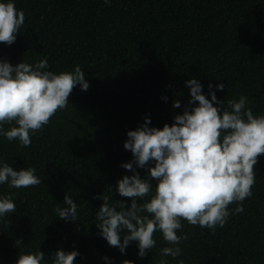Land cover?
Listing matches in <instances>:
<instances>
[{"label":"trees","instance_id":"16d2710c","mask_svg":"<svg viewBox=\"0 0 264 264\" xmlns=\"http://www.w3.org/2000/svg\"><path fill=\"white\" fill-rule=\"evenodd\" d=\"M14 3L25 22L11 45L0 42V59L15 65L47 57L54 72L79 65L90 86L82 91L77 85L66 108L30 136L29 146L0 136V159L17 170L32 167L41 179L28 188L0 185V195L12 194L16 204L15 212L0 219V264H15L21 252L38 250L51 264L58 248L77 249V264H159L160 250L169 246L160 232L143 259L135 242L121 254L101 238L95 212L103 201L97 197L103 193L113 203H130L116 192L117 181L132 174L121 166L132 159L123 147L127 131L145 116L150 126L171 125L174 115L190 107L185 81L191 77L206 96L211 83L225 107L245 95L253 114L264 115V0ZM217 83L225 85L222 91ZM177 99L180 108L172 106ZM136 170L146 175V169ZM254 171L244 212L230 215L214 233L182 220L177 234L188 238L179 244V257L164 258L168 264H264V155ZM66 192L78 205L75 222L54 213L64 206Z\"/></svg>","mask_w":264,"mask_h":264},{"label":"clouds","instance_id":"9594fccd","mask_svg":"<svg viewBox=\"0 0 264 264\" xmlns=\"http://www.w3.org/2000/svg\"><path fill=\"white\" fill-rule=\"evenodd\" d=\"M111 2L104 0L106 5ZM24 22V12L15 7L14 0H0V42L11 45ZM77 85L82 91L90 86L79 65L72 71L54 72L49 70L47 57L15 65L0 59V136L29 146L30 136L66 108ZM185 85L190 107L174 115L171 125L150 126V117L145 116L142 124L127 131L123 147L132 159L121 166L132 174L117 181L116 192L130 198V203H113L103 193L97 197L103 201L95 212L101 238L121 254L135 242L138 258L143 259L156 245L154 233L160 232L169 246L160 250L159 264H168L165 257L181 255L179 244L188 238L186 233L177 234L182 220L214 233L230 215L244 212L243 201L252 197L256 182L254 166L264 155V115L253 114L247 96L230 99L225 107L211 83L207 96L196 77ZM224 87L223 83L215 85L220 91ZM162 99L166 101L167 96ZM172 106L180 108V101L173 100ZM5 123L12 126L5 130ZM137 168L146 169L143 178ZM40 183L34 168L17 170L0 159V185L20 189ZM62 204L54 208L55 216L71 222L79 219L78 205L67 192ZM232 204L236 206L230 208ZM15 211L12 194L0 195V219ZM78 255L77 249L58 248L51 264H77ZM45 257L41 250L21 252L15 264H49ZM123 264L134 262L125 260Z\"/></svg>","mask_w":264,"mask_h":264}]
</instances>
